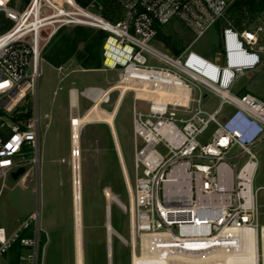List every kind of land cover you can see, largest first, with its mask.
<instances>
[{
  "label": "built area",
  "instance_id": "built-area-1",
  "mask_svg": "<svg viewBox=\"0 0 264 264\" xmlns=\"http://www.w3.org/2000/svg\"><path fill=\"white\" fill-rule=\"evenodd\" d=\"M113 1L120 12L115 22L95 10L97 0L87 7L75 0H0V180L40 165L37 89L44 50L63 29L100 31V71L116 72V86L67 95L74 91L76 104L81 98L102 106L113 90L133 93L128 213L139 252L132 251L131 264H170L212 252L234 256L244 248L241 232H255V264H264V226L257 227L260 207L252 188L255 149L264 144V99L232 92L246 72L264 69V20L237 30L225 0ZM172 22L193 40L177 56L156 46L158 29ZM217 25L212 59L190 50ZM138 89L185 100L144 101L135 97ZM210 98L218 105L208 112L203 107ZM40 221L37 207L14 227H0V258L16 253L18 264H41Z\"/></svg>",
  "mask_w": 264,
  "mask_h": 264
},
{
  "label": "rangeland",
  "instance_id": "rangeland-1",
  "mask_svg": "<svg viewBox=\"0 0 264 264\" xmlns=\"http://www.w3.org/2000/svg\"><path fill=\"white\" fill-rule=\"evenodd\" d=\"M225 1L229 4L232 0ZM117 10L120 16L118 7ZM7 25L9 24L7 23ZM71 29L73 28L61 31ZM161 32L169 36L175 35L184 41L185 48L193 42L186 29L176 22L162 28ZM57 34L50 44L58 40L60 34L58 36ZM218 43L219 30L212 27L203 37L192 44L190 50L203 58L212 59L218 52ZM156 46L165 50L160 43ZM59 67H62L61 73L56 72L55 68L46 62L41 63V77L37 89V108L40 117V165L36 168L32 165L25 166L24 174L16 180L11 176L0 180V227H14L19 219L38 207L41 215L40 226L44 232L55 220V216L59 221H62L65 246L68 249L72 242L74 216L71 188L72 147L67 92L72 89L81 92L86 87L112 89L116 86V72L108 70L103 72L100 71L101 67L97 70H82L76 65L74 59ZM235 87L233 93L242 90V92H249L264 99V69L246 72L237 80ZM121 94L122 102L114 118L113 130L118 141L128 185L131 188L133 184V93L124 92L123 94L120 90H113L109 103L100 106V108L105 112H111ZM135 104L139 110L146 109L143 102ZM217 105L218 100L210 98L204 103L203 109L211 112ZM90 106V103L79 98L78 115H82ZM44 115L48 117L44 119ZM78 148L81 182V233L92 243L89 244L88 250L92 245H97L99 240L101 249H103V239L107 232L105 223L108 220L112 232V264H131L132 251L134 250L136 254L139 251L136 244L134 249L133 245L131 246L128 185L120 166L111 130L104 124L84 125L80 130ZM255 153L258 166L252 188L256 191L257 203L260 207L257 217V227L259 228L264 226V144L256 148ZM104 191L109 194L106 198ZM53 233L57 234L56 231ZM47 249L51 253L52 246ZM43 256L42 252V264Z\"/></svg>",
  "mask_w": 264,
  "mask_h": 264
},
{
  "label": "trees",
  "instance_id": "trees-1",
  "mask_svg": "<svg viewBox=\"0 0 264 264\" xmlns=\"http://www.w3.org/2000/svg\"><path fill=\"white\" fill-rule=\"evenodd\" d=\"M91 1L75 0L82 7H87ZM95 10L110 22L119 20V13L113 0H97ZM226 17L232 21L237 30L241 31L258 20H264V0H232L228 4ZM1 23L2 20H0ZM216 28L219 30V25ZM59 34L58 40L51 43L43 53V58L47 64L57 68L74 59L76 65L82 70L100 69L104 33L76 27L71 30L60 31L57 36ZM157 40L165 51L174 56L179 55L186 47L184 41L175 35L163 34L161 29H158ZM11 254L17 262L16 253Z\"/></svg>",
  "mask_w": 264,
  "mask_h": 264
},
{
  "label": "bare ground",
  "instance_id": "bare-ground-1",
  "mask_svg": "<svg viewBox=\"0 0 264 264\" xmlns=\"http://www.w3.org/2000/svg\"><path fill=\"white\" fill-rule=\"evenodd\" d=\"M106 64L111 65L109 61ZM124 94V91H121ZM135 97L140 98L144 101H149L151 99H159V100H185L184 97H177L173 94L160 91V92H148L146 89H138L135 90ZM69 99V112L70 116V141H71V170H72V178H71V188H72V208H73V216H74V223H75V239L78 247L77 251V264H81V257L80 256V231H81V182L79 176V134L80 130L84 125L90 123H98L104 124L109 127L111 130V135L113 137L114 146L116 149V153L120 162L121 169L125 175V169L122 161V156L120 153L118 141L116 135L113 130V123L115 115L121 105L122 102V94L116 100L113 109L111 112H105L101 110L100 105L98 102L91 104V106L83 112L82 115L77 114V104L74 91H71L70 95L68 96ZM126 183L128 185V181L126 178ZM128 192H130V186L128 185ZM109 194L104 191V197L106 198ZM112 201H114L112 199ZM118 203V202H117ZM119 205V203H118ZM108 213V210H106ZM108 225V224H107ZM107 230L110 234H112L109 225L107 226ZM243 242L244 248L238 254L234 256H227L222 257L219 254L212 252L206 256H188L182 257L173 260L170 264H255L256 263V234L255 232H241L239 235ZM147 240V238H146ZM261 242L264 246V228L261 235ZM132 245L134 247V238L132 236ZM137 257L133 254L132 260L135 263ZM153 260L154 258H150ZM168 264V263H166Z\"/></svg>",
  "mask_w": 264,
  "mask_h": 264
},
{
  "label": "crops",
  "instance_id": "crops-1",
  "mask_svg": "<svg viewBox=\"0 0 264 264\" xmlns=\"http://www.w3.org/2000/svg\"><path fill=\"white\" fill-rule=\"evenodd\" d=\"M236 89V87H235ZM236 92H242V90H238ZM249 93V92H248ZM29 211L28 213H30ZM27 213V214H28ZM26 214V215H27ZM108 221L105 223V227L107 228ZM54 231L57 234L53 233ZM75 231V223L73 235L71 237L72 242L69 245L68 249L65 246V236L64 230L62 229V221H59L57 216H55V220L49 224L47 231H45V239L43 245V264H77V243L74 235ZM89 244H92L90 240L83 237L80 231V256L81 264H112L111 260V246H112V238L111 234L105 232L103 239V249H101V242H97V245H92L90 250H88ZM52 246L51 253L49 252L50 246ZM17 260V259H16ZM91 260V261H89ZM0 264H18L15 261L13 254L6 255L0 258ZM42 264V257H41Z\"/></svg>",
  "mask_w": 264,
  "mask_h": 264
},
{
  "label": "water",
  "instance_id": "water-1",
  "mask_svg": "<svg viewBox=\"0 0 264 264\" xmlns=\"http://www.w3.org/2000/svg\"><path fill=\"white\" fill-rule=\"evenodd\" d=\"M24 174V169H19L18 171H16L15 173H13L11 175L12 179L16 180L17 178H19L20 176H22ZM108 221V220H107ZM109 225V223H108ZM110 228V226H109Z\"/></svg>",
  "mask_w": 264,
  "mask_h": 264
}]
</instances>
